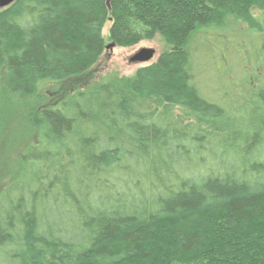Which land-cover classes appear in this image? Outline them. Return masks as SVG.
Instances as JSON below:
<instances>
[{
    "label": "trees",
    "instance_id": "1",
    "mask_svg": "<svg viewBox=\"0 0 264 264\" xmlns=\"http://www.w3.org/2000/svg\"><path fill=\"white\" fill-rule=\"evenodd\" d=\"M255 11L264 0L0 8L2 104L34 103L42 84L92 69L107 22L113 47L156 35L166 46L130 76L40 109L38 143L0 183V264H264V79L239 107L208 100L194 42L204 28L232 26L227 19L260 32ZM252 100L258 113L246 117ZM166 105L183 116L160 117Z\"/></svg>",
    "mask_w": 264,
    "mask_h": 264
},
{
    "label": "rangeland",
    "instance_id": "2",
    "mask_svg": "<svg viewBox=\"0 0 264 264\" xmlns=\"http://www.w3.org/2000/svg\"><path fill=\"white\" fill-rule=\"evenodd\" d=\"M253 14L262 26L260 32L240 21L227 19L226 23L232 26L204 28L194 37L195 46H199L195 54L197 83L205 97L219 100L223 96L228 98L230 105L239 107L263 81L264 12L255 11ZM109 25L107 22L102 30L106 46L109 45ZM142 48L154 49V57L145 63L130 62V58ZM165 49V44L157 35L151 41H142L133 47H109L85 74L62 82L42 84L40 96L34 103H0V165L3 166L0 183L15 174L19 154L38 143L37 118L41 108L52 107L71 93L85 90L98 82L130 76L137 67L154 61ZM134 101L139 100L136 98ZM253 103L254 100L246 109V117H254L258 113L256 108L259 106ZM136 104L146 109H149L148 106L154 108L148 101ZM156 113L167 121L183 116L179 108L169 105L157 107Z\"/></svg>",
    "mask_w": 264,
    "mask_h": 264
},
{
    "label": "water",
    "instance_id": "3",
    "mask_svg": "<svg viewBox=\"0 0 264 264\" xmlns=\"http://www.w3.org/2000/svg\"><path fill=\"white\" fill-rule=\"evenodd\" d=\"M15 0H0V8H5L13 3ZM113 47L112 44L106 46V48ZM155 51L150 48H142L137 51L131 58L130 62L145 63L151 60L154 57Z\"/></svg>",
    "mask_w": 264,
    "mask_h": 264
}]
</instances>
